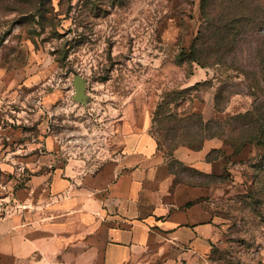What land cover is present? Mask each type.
<instances>
[{
    "label": "rangeland",
    "instance_id": "374dc122",
    "mask_svg": "<svg viewBox=\"0 0 264 264\" xmlns=\"http://www.w3.org/2000/svg\"><path fill=\"white\" fill-rule=\"evenodd\" d=\"M202 22L201 0H0L1 164L12 163L21 145L39 142L43 127L68 143L74 134L110 129L116 115L134 113L160 136L158 105L169 92L197 82L180 112L188 108L209 119L251 109L253 97L234 86L238 92L225 111L216 110L218 88L239 81L230 79L235 72L177 63ZM79 76L86 102L75 98ZM214 139L211 161L174 164L162 149L177 172L174 186L201 187L220 229L193 264H264V146L251 143L236 153ZM13 166L17 188L32 171Z\"/></svg>",
    "mask_w": 264,
    "mask_h": 264
},
{
    "label": "crops",
    "instance_id": "0c3cea01",
    "mask_svg": "<svg viewBox=\"0 0 264 264\" xmlns=\"http://www.w3.org/2000/svg\"><path fill=\"white\" fill-rule=\"evenodd\" d=\"M137 116L116 115L110 129L68 143L43 127L39 142L12 151L32 172L14 188L13 164H1L0 264H193L209 252L220 229L204 190L174 186L150 122ZM214 148L212 138L174 156L189 164Z\"/></svg>",
    "mask_w": 264,
    "mask_h": 264
},
{
    "label": "trees",
    "instance_id": "16d2710c",
    "mask_svg": "<svg viewBox=\"0 0 264 264\" xmlns=\"http://www.w3.org/2000/svg\"><path fill=\"white\" fill-rule=\"evenodd\" d=\"M201 13V28L189 48L181 47L177 63L188 66L197 63L235 72L230 79L241 76L235 79L239 81H225L218 88L215 96L218 112L225 111L238 92L234 86L245 88L242 91L253 97V106L226 118L205 119L192 109L182 108L180 112L188 98L185 93L200 82L169 92L158 105L154 120L160 124L161 135L156 137L159 148L168 151L174 164L181 163L173 157L179 146L200 150L207 139L216 137L230 144L236 153L247 144L264 146V0H201ZM213 152L216 148L207 154L208 161L213 160ZM174 164L169 162L171 172L176 175Z\"/></svg>",
    "mask_w": 264,
    "mask_h": 264
},
{
    "label": "built area",
    "instance_id": "2783aa9c",
    "mask_svg": "<svg viewBox=\"0 0 264 264\" xmlns=\"http://www.w3.org/2000/svg\"><path fill=\"white\" fill-rule=\"evenodd\" d=\"M1 162H0V217H3L6 213L5 201L8 196V185L3 181L1 174Z\"/></svg>",
    "mask_w": 264,
    "mask_h": 264
},
{
    "label": "water",
    "instance_id": "95a60500",
    "mask_svg": "<svg viewBox=\"0 0 264 264\" xmlns=\"http://www.w3.org/2000/svg\"><path fill=\"white\" fill-rule=\"evenodd\" d=\"M76 87L75 98L82 102H86L87 96L85 95V83L82 77H77L74 81Z\"/></svg>",
    "mask_w": 264,
    "mask_h": 264
}]
</instances>
